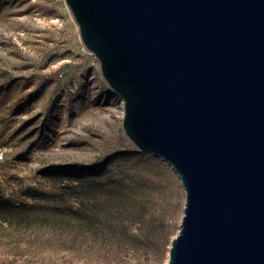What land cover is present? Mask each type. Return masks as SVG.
Listing matches in <instances>:
<instances>
[{
    "label": "water",
    "instance_id": "95a60500",
    "mask_svg": "<svg viewBox=\"0 0 264 264\" xmlns=\"http://www.w3.org/2000/svg\"><path fill=\"white\" fill-rule=\"evenodd\" d=\"M137 152L185 190L168 264H264V0H65Z\"/></svg>",
    "mask_w": 264,
    "mask_h": 264
},
{
    "label": "rangeland",
    "instance_id": "374dc122",
    "mask_svg": "<svg viewBox=\"0 0 264 264\" xmlns=\"http://www.w3.org/2000/svg\"><path fill=\"white\" fill-rule=\"evenodd\" d=\"M95 58L65 0H0V212L6 204L55 212L48 227L0 229V264L167 262L185 190L166 162L133 149ZM118 183L139 187L138 217L133 201L120 217L112 212ZM81 202L125 226H68Z\"/></svg>",
    "mask_w": 264,
    "mask_h": 264
},
{
    "label": "trees",
    "instance_id": "16d2710c",
    "mask_svg": "<svg viewBox=\"0 0 264 264\" xmlns=\"http://www.w3.org/2000/svg\"><path fill=\"white\" fill-rule=\"evenodd\" d=\"M142 194L138 189L134 188H126L125 186L118 183L117 186H113L109 192L110 200L114 201L111 209L117 212L119 217L122 215L121 209H125L126 201H133L136 205L132 214H136L138 217V205L142 202ZM140 197V199H139ZM89 210V207L86 209L84 202H81L80 208L77 211H73L75 217H72L68 221V226L73 228H79L81 230L86 228H95V224H99L100 230L104 231L107 225L115 224L116 220H118L117 225L123 227L125 226V219L119 218L118 216L109 215L101 217L97 214H92ZM54 211L52 213H48L47 209L41 207L40 205H14V204H6L5 209L0 212V218L2 222L7 224V227H1V230H5L8 232L17 231L20 226H25L29 228L31 226L32 220L35 221V225L39 227L46 226L48 227L50 224L47 223V220L55 217ZM116 214V213H113ZM96 221V223H95ZM49 241V239H47ZM120 241H124L120 239Z\"/></svg>",
    "mask_w": 264,
    "mask_h": 264
},
{
    "label": "built area",
    "instance_id": "2783aa9c",
    "mask_svg": "<svg viewBox=\"0 0 264 264\" xmlns=\"http://www.w3.org/2000/svg\"><path fill=\"white\" fill-rule=\"evenodd\" d=\"M95 64H99V61L97 60V58H95ZM111 93L113 94V96H114V97L119 101V103H120V106H121V109H122L121 118H122V120H123V118H124V106H125V103H124L123 99H122L119 95H117L116 93H114V92H112V91H111Z\"/></svg>",
    "mask_w": 264,
    "mask_h": 264
},
{
    "label": "bare ground",
    "instance_id": "6f19581e",
    "mask_svg": "<svg viewBox=\"0 0 264 264\" xmlns=\"http://www.w3.org/2000/svg\"><path fill=\"white\" fill-rule=\"evenodd\" d=\"M170 251V250H169ZM168 261H169V254H168V259H167V262H166V264H168Z\"/></svg>",
    "mask_w": 264,
    "mask_h": 264
}]
</instances>
